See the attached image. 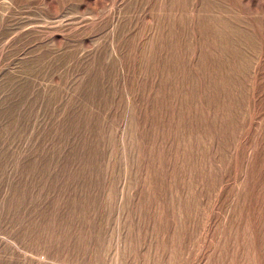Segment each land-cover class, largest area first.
I'll list each match as a JSON object with an SVG mask.
<instances>
[{"label":"rangeland","instance_id":"374dc122","mask_svg":"<svg viewBox=\"0 0 264 264\" xmlns=\"http://www.w3.org/2000/svg\"><path fill=\"white\" fill-rule=\"evenodd\" d=\"M0 264H264V0H0Z\"/></svg>","mask_w":264,"mask_h":264},{"label":"bare ground","instance_id":"6f19581e","mask_svg":"<svg viewBox=\"0 0 264 264\" xmlns=\"http://www.w3.org/2000/svg\"><path fill=\"white\" fill-rule=\"evenodd\" d=\"M12 203V202H11ZM8 205L6 204L5 207H3L5 210H10L14 204L12 203L9 207H7ZM24 215H30V211H29V214L25 213V212H22ZM5 220H6V217H5ZM18 220H13V223L11 224L13 226V224L17 223ZM33 227L34 228H43L44 229V233H39L37 234L36 232L30 230L28 234L26 235H23L22 237H19L21 239H25V240H28V241H31L33 237H40L42 240H47V238L52 234L51 233V220L48 218L44 219L42 222L40 223H37V224H33ZM18 228L19 229H26V227H24V225H21V224H18ZM24 240V241H25ZM23 241V240H22ZM34 241V240H33Z\"/></svg>","mask_w":264,"mask_h":264}]
</instances>
